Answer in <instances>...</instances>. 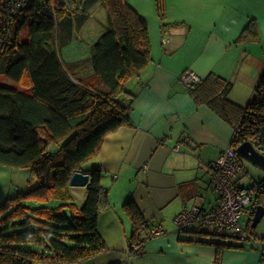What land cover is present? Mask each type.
Instances as JSON below:
<instances>
[{"label":"trees","instance_id":"trees-1","mask_svg":"<svg viewBox=\"0 0 264 264\" xmlns=\"http://www.w3.org/2000/svg\"><path fill=\"white\" fill-rule=\"evenodd\" d=\"M1 1V0H0ZM159 15L163 0H155ZM100 3L106 27L77 57L61 50L83 40L78 33L90 10ZM0 6V165L28 169L33 182L0 204V264H75L108 249L98 228L101 211L109 206V190L101 184L99 166L84 172L106 135L133 127L132 96L126 83L151 60L146 20L126 0H27L3 24ZM26 29V38L21 33ZM251 19L236 42L257 41ZM197 103L209 107L233 129L230 147L250 142L264 155V71L245 107L228 99L232 83L214 73L187 84ZM55 146V149H51ZM75 172L88 175L81 206L72 197L69 180ZM255 192L248 210L252 219L264 207V178L247 186ZM131 223L129 253L141 255L149 223L130 197L121 206ZM220 236L223 241H250ZM215 261L237 243L209 242ZM264 262V248L261 250ZM119 264V263H115Z\"/></svg>","mask_w":264,"mask_h":264},{"label":"crops","instance_id":"crops-1","mask_svg":"<svg viewBox=\"0 0 264 264\" xmlns=\"http://www.w3.org/2000/svg\"><path fill=\"white\" fill-rule=\"evenodd\" d=\"M126 1L147 22L151 60L126 83L132 96L121 97L131 106L134 126L106 135L91 168H83L99 166L101 184L109 190V206L98 217L110 223L105 231L98 223L108 249L75 264H264L263 248L250 242L225 248L216 262L208 229L179 232L173 223L181 210L199 201L205 209L216 202L209 165L233 135L227 122L193 99L180 77L185 72L198 78L219 75L232 83L228 99L245 107L264 71V0H163L162 15L155 0ZM251 19L258 40L236 42ZM209 192L213 202L207 200ZM130 197L149 229L160 225L165 231L148 239L141 255L128 249L131 225L121 206Z\"/></svg>","mask_w":264,"mask_h":264},{"label":"built area","instance_id":"built-area-1","mask_svg":"<svg viewBox=\"0 0 264 264\" xmlns=\"http://www.w3.org/2000/svg\"><path fill=\"white\" fill-rule=\"evenodd\" d=\"M27 0H1L3 8L2 20L8 24L5 16L16 13ZM180 81L185 84L198 81V77L191 72L181 75ZM178 151V146L175 147ZM244 168L241 159L235 153V148L228 147L209 165L208 184L216 194V202L209 208H203L199 201L191 209H183L174 218L179 232L191 227L206 228L215 236L232 235L235 239L243 241L247 235L239 224L240 216L248 211L252 204L255 192L240 185V175ZM165 235L164 229L158 225L149 230V238Z\"/></svg>","mask_w":264,"mask_h":264},{"label":"rangeland","instance_id":"rangeland-1","mask_svg":"<svg viewBox=\"0 0 264 264\" xmlns=\"http://www.w3.org/2000/svg\"><path fill=\"white\" fill-rule=\"evenodd\" d=\"M37 1H41V0H37ZM105 27H106V13L102 5L98 3L90 10L87 24H85V26L79 32L77 31L78 37L80 39L83 38L85 39L76 42V44L73 43L69 46L64 47L61 50V53L64 54L63 56L67 58H71V56L77 57L81 55V52L87 50L89 44H91L93 38L91 39L90 37L95 36V34L97 35L101 34V32L104 31ZM21 36L23 39L26 38V29L23 30ZM0 83L7 86L17 87L14 83H12L11 81H9L4 77L0 79ZM51 149H55V146H52ZM91 161L92 160L86 162L83 168L85 166H86L85 168L90 167L89 163H91ZM241 164L244 168L243 172L240 175L241 186L247 187L248 185L252 184L254 181L264 178V171L258 168L257 166H254L245 160H241ZM29 181L30 183H32L33 179L31 178L28 169H20V168H13L5 165H0V204L7 197L13 196L17 191H23L25 189H28L30 187ZM70 191L74 199V202L78 206H81L86 196V192H87L86 188L70 187ZM211 199H212V195L209 192L207 200L213 202V200ZM125 219L128 221L127 218ZM250 219L251 217L249 210L240 216L239 224L242 226L243 229L247 228L248 221ZM105 220H106L105 218L104 221L102 220V218L98 219L100 230L103 231L107 230V227L110 223L106 224ZM126 220H124L125 225H127ZM128 224H129L128 226L131 225L130 220L128 221ZM174 227H175V231H178L176 225ZM127 229H128V233H127V237H128L130 235L131 228L128 227ZM205 236H207L206 239H209L211 241H215V242L223 241L219 236H213V235H205ZM249 236H250V241H244V242L246 243L250 242L252 245L258 246L259 248H264V216L257 224V226L255 228H252V233H250ZM227 242L238 243L239 241L235 239H227Z\"/></svg>","mask_w":264,"mask_h":264},{"label":"water","instance_id":"water-1","mask_svg":"<svg viewBox=\"0 0 264 264\" xmlns=\"http://www.w3.org/2000/svg\"><path fill=\"white\" fill-rule=\"evenodd\" d=\"M235 153L241 160H245L264 171V155L257 152L253 145L245 141L235 148ZM89 177L83 172H75L70 180V187H86ZM264 216V207L257 206L251 219V227L255 228Z\"/></svg>","mask_w":264,"mask_h":264}]
</instances>
